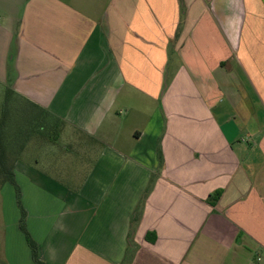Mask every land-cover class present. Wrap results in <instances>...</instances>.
I'll return each instance as SVG.
<instances>
[{
  "label": "crops",
  "instance_id": "obj_1",
  "mask_svg": "<svg viewBox=\"0 0 264 264\" xmlns=\"http://www.w3.org/2000/svg\"><path fill=\"white\" fill-rule=\"evenodd\" d=\"M0 139L43 264H264V0H0Z\"/></svg>",
  "mask_w": 264,
  "mask_h": 264
},
{
  "label": "trees",
  "instance_id": "obj_2",
  "mask_svg": "<svg viewBox=\"0 0 264 264\" xmlns=\"http://www.w3.org/2000/svg\"><path fill=\"white\" fill-rule=\"evenodd\" d=\"M6 115V111L5 114ZM3 115V117H4ZM30 117V115H28ZM34 117V115H33ZM34 119V118H33ZM33 119H28L27 121L23 122V125H21L19 127V134L20 136L25 137L27 134L30 133V130L32 132H34L32 126H38L39 128L41 127L42 130H47L48 128L51 129V125L46 126V124L44 123L43 120H39V123L35 124ZM33 120V122H32ZM49 124V123H48ZM36 130V128H35ZM37 131V130H36ZM6 142L4 140L0 139V187L3 186L4 184H9L14 188L15 191V198H16V204L19 208L20 211V219H19V230L21 231V233L23 234L26 244L30 250V254H31V259L33 261L34 264H43L37 256V246L34 243V241L31 239V237L29 236V234L27 233L26 229H25V212L24 210L21 208L20 205V193H19V189L17 187V185L15 184L14 181V177H13V172H12V162L9 160V156L6 154V146L5 145ZM219 192H215L214 194H212L209 197V202L213 203L216 202V200L219 197Z\"/></svg>",
  "mask_w": 264,
  "mask_h": 264
},
{
  "label": "rangeland",
  "instance_id": "obj_3",
  "mask_svg": "<svg viewBox=\"0 0 264 264\" xmlns=\"http://www.w3.org/2000/svg\"><path fill=\"white\" fill-rule=\"evenodd\" d=\"M32 113L34 115V119L33 118L32 119L35 121L34 122L35 124L39 123V120H43L44 123L46 124V126L49 127V125H51V129L48 128L47 130H44V129L42 130L41 127L39 128L38 126L33 125L32 128H33L34 132H32V135H31L32 140L30 141V144H28V147H29L30 152H31L30 156L27 153L25 154L24 152H21V151L18 153V156L21 159L28 160V161L33 162V163L37 162L36 164L39 166V168H41L42 158L43 157L45 158L50 154H48V152L46 151V147L43 145V142L41 140L37 139L38 135L43 136L44 140L49 141L48 145H49L50 150L52 148H55V150H56L58 146H61L63 144V137L61 135L59 136L60 129L58 127L59 126L58 123H56L54 120H52L50 118L44 117V116L40 115L39 113H36L35 111ZM33 120H32V122H33ZM35 128L37 131L35 130ZM64 146L68 147V149H69L68 151L72 150L71 146L66 145V144L63 145V147ZM73 160H75V158H73ZM76 161H78V160H76ZM42 168H44V167L42 166Z\"/></svg>",
  "mask_w": 264,
  "mask_h": 264
}]
</instances>
